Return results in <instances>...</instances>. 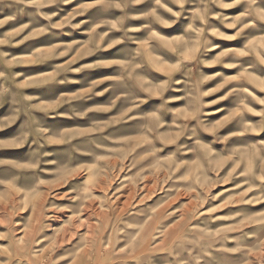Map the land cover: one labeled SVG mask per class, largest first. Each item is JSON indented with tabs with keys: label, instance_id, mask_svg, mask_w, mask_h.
<instances>
[{
	"label": "clouds",
	"instance_id": "obj_1",
	"mask_svg": "<svg viewBox=\"0 0 264 264\" xmlns=\"http://www.w3.org/2000/svg\"><path fill=\"white\" fill-rule=\"evenodd\" d=\"M0 264H264V0H0Z\"/></svg>",
	"mask_w": 264,
	"mask_h": 264
}]
</instances>
